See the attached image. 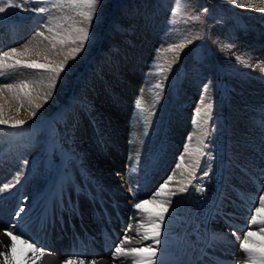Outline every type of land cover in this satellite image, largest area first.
I'll list each match as a JSON object with an SVG mask.
<instances>
[{
	"label": "rangeland",
	"instance_id": "obj_1",
	"mask_svg": "<svg viewBox=\"0 0 264 264\" xmlns=\"http://www.w3.org/2000/svg\"><path fill=\"white\" fill-rule=\"evenodd\" d=\"M20 2L22 7L7 8L5 12L0 13V35L17 21L28 22V32H23L21 37L14 41L17 35L9 29L8 35L1 40L3 43L6 41V45L0 47V55L1 52L22 43L33 32L37 34L43 32L42 36H38L47 44H42L38 53L32 52L31 55L20 56V60L53 67L62 62L65 64L64 71L56 81L55 88H57L49 87L50 80L47 83L49 84L47 93L38 96L42 99L40 107L32 102L30 107L10 108L0 97L3 111L11 110L18 120L22 119L25 122L19 127L0 125V140L10 141L5 143L8 149L22 151L25 147L22 152L12 154V151H8L6 146L0 143V156L9 161L12 167V179L21 186L20 190L28 192L29 190L25 188H35L36 176L41 175L45 179L46 173V185L53 188L59 177L68 176L73 165L84 178L86 177L83 165L79 164V157L72 150L70 138L75 132L72 125L81 118V115L87 116L88 111L83 109L85 103L92 106L98 104V101L103 102L101 93L97 101L83 102L82 96L88 88L87 83L95 87L93 90H99L100 78L112 79L113 71L111 72L110 69L116 65H118L116 70L120 74L129 72L127 68L130 67L120 64L122 58L129 59V63H135L134 70L138 74V83L133 84L135 90L127 97L130 107L119 109L118 112L119 115L122 114V120L127 124L126 129L135 132L140 148L137 151L133 149L134 132L132 131L127 133L124 142L119 140L116 142L117 145L113 146L116 148L118 144H123L125 146L122 150L123 155L130 153L132 158L133 153L142 150L140 152L142 161L135 166L139 171L148 165L146 163L148 161L166 160L161 166L168 169L167 174L163 181H159L156 187L152 188V195L149 198H152L160 185L168 180L173 168H178L186 162V145L189 134L195 129L202 133L201 140L208 141L205 143L203 153L190 168L188 183L182 187L191 186L192 190H196L194 188H208L211 184L208 189L210 196L218 194L217 189L213 188L215 185H219V188L225 185L228 188L227 184L230 185L234 181L235 170L238 171L239 166L243 167L242 162L245 161L243 155H236L239 150L238 145L234 148L227 145L235 142L233 128L229 122L236 119L230 117L228 110L231 109L232 112L231 100L236 99L237 95L240 99L247 95L244 83L250 80L249 76L254 77L251 74L253 69L251 64L259 58L254 59L256 47L246 43L239 45V37L241 34L247 37L250 30L264 29V11L260 10L264 8V0H101L91 24L79 14L88 11L87 7L81 4L73 7L67 0L63 4L60 0H20ZM3 6L0 4V7ZM40 7L46 8V11L40 13L33 10ZM173 9L176 11L174 12ZM49 27L53 31H48ZM78 28L88 30L89 40L85 43L83 51L77 54L72 49L80 46L79 40L76 39L79 36L76 31ZM137 32L143 33L145 37L151 34L155 38L149 40L151 43L147 53L140 56H137L136 52L130 53V48L135 46V40L138 39ZM61 39L64 40L62 44L59 42ZM73 40H76V43H73ZM188 40L191 43H186ZM182 42L185 45L183 48L179 47ZM54 44L55 47H52ZM169 45L176 47L169 50ZM28 69L43 76L54 75L43 69ZM1 75L5 76L6 80L0 79V84L13 83V79L17 78V69H10L5 75ZM153 76L157 79L156 87L148 86L146 90V85H152L155 81ZM256 78L260 81L262 79ZM119 87L117 83L112 91L116 93ZM49 92L52 93L51 96H48ZM158 93L160 99L156 106L151 107L153 112L143 111L145 105L142 96ZM52 105L53 110L46 113L47 107ZM206 105L211 107L206 108ZM245 110L249 112L248 109ZM253 113H248L247 121L254 127L255 135L259 137L257 136V143L254 140L249 142L251 149L247 151L255 152L259 144L264 141V119L256 114L254 118ZM137 116L150 117L157 122H152L154 128L150 125L149 130L145 129L139 133L140 131L134 128ZM81 120L83 121L84 118ZM83 133V138L87 141L90 133L88 134V131ZM239 145L244 147L245 142L241 141ZM91 148L93 149L92 146ZM222 150L225 152L223 153ZM111 153L113 151L109 149L104 160L111 157L109 155ZM97 156L98 159L99 157L102 159L100 155ZM181 157H183L182 161ZM123 160V163L118 165V171L124 175L128 170L129 174L125 175L124 181L136 186L137 183L132 182L134 172L127 168L131 160L129 158ZM256 163L264 164V155L257 158ZM221 165V170L215 172L216 167ZM156 166L157 163L154 164V167ZM123 168H126L125 172ZM33 169L38 170L32 171ZM246 171L252 172L249 169ZM241 173L243 180H237L238 192L248 194L250 191H255L253 187L256 186L257 181L254 180L253 175L244 171ZM259 176V180L264 182V172ZM51 180L54 181L48 182ZM139 186L145 187V184L140 182ZM103 187L107 185L103 184ZM185 193L186 190L178 202L176 196L171 198L176 202L172 208L173 213L179 212ZM253 194L256 199L258 198L257 208L259 197L264 196V184L259 194L255 192ZM199 198V195L193 196L194 201H198ZM259 227L260 225L256 230Z\"/></svg>",
	"mask_w": 264,
	"mask_h": 264
},
{
	"label": "bare ground",
	"instance_id": "obj_2",
	"mask_svg": "<svg viewBox=\"0 0 264 264\" xmlns=\"http://www.w3.org/2000/svg\"><path fill=\"white\" fill-rule=\"evenodd\" d=\"M27 23L26 21L21 23L20 21H17L15 22V24L6 28L5 33L0 35V47L2 45H6V41L3 43L1 42V40L8 35L9 29H12L13 32L17 35V37H15L14 39V41H16V39H19L21 37V34L23 32H28L29 25ZM23 28H25L26 30H24ZM249 32L250 33L247 35V37H244L243 34L240 35L239 45H243V43H246L247 45L251 44L250 46H254L257 49L254 54V59H257V57H259L258 61L255 62L253 60L254 63L251 64L253 65V69L251 68V74H253L254 77L249 76L250 80L244 83V88L247 95H244L245 97L243 96L242 99H240L238 95L235 97L234 94V97L236 99L231 100V105L233 106L232 112L230 111L231 109L228 110V113H230V117H234L236 119L232 122H229L233 128L232 133H234L233 139L235 142L234 144L228 143L227 145L233 148L238 145L239 150H237L236 155L239 156L240 154L244 156L243 158L245 161L242 162L243 167L239 166V172L236 171L237 169L235 170V176L233 175L234 181H232L230 185L227 184V189L225 185L222 188H216L218 192L216 196L208 195V189L209 187H211L210 183V186L208 188H194L196 190H192L190 188L191 186H189L188 188H186L185 197L182 198L183 201L181 203L179 212L173 213L172 208L183 195V192H179L178 189L188 183L190 168L193 167V162L201 156L204 150L205 143L206 141H208L207 139L201 140L202 133H200L198 130L195 129L194 131H191L185 149V155H187L186 162L182 166L179 165L178 168H173V173L170 176L172 177V179L171 181L167 180L168 190L164 195L156 197L158 201L169 208V211L165 214L164 221L161 225L160 244L158 246V253L155 258L156 264H188L197 255L196 253L190 254L193 251L192 247L196 243L199 246H204V243H206L210 244V247L212 248V240L219 247H224L223 244H226L227 246L225 245V247L227 249L231 248L235 251L236 255L229 257V260L232 261L233 264H248L247 255L240 248V239L243 238L244 233L235 232L236 234L233 235V232H226L224 230L218 231L217 228L220 227V225L217 226L215 225V223L211 222L208 218V215H210L213 209V204L216 201H218V203L217 205H215L214 210L216 208L223 209L224 207L235 209V206L239 204L238 201H235L230 197L237 193L233 188H236L237 180H243V176L241 173L242 171L251 173L253 175L252 177L257 181L256 186L260 185V188H262L264 184V182L259 180V175L264 172V164L259 165L256 163L257 158L264 155V141L259 144V148L255 152L247 151L251 149V145L249 142H251L252 140L256 142L259 137L258 135V137L255 135L256 132H254L253 130L254 127L251 126V123H248L247 121L248 113L251 114L252 112H254L253 115L256 114L261 117V119H264V29L261 28L259 31L250 30ZM255 32H258V34H256ZM150 35L151 34H147L145 37L143 33L139 32L137 35L138 37L135 36L138 39L135 40V46L130 48V53L133 54L134 52H136L137 56L146 54L149 50L148 46L151 43V41L149 40L155 39L153 35ZM147 37H149V39H145ZM42 44H47V42H42L37 32H33L31 35L26 37V39L22 43H19V45L13 46L4 52L10 51L11 49H16L17 52L21 54L14 56L12 59L20 60V56H24L25 54L31 55L32 52L34 53L38 50H41L40 47ZM25 45L28 46L27 50L25 49ZM259 49L260 51L258 52ZM122 60L123 61L120 62V64L126 67H130L127 69L131 74H129V72L120 74L116 70V66H118L116 65L115 67L110 69L111 72L113 71V75L111 74L112 79H109L107 77L100 78L101 86L99 90H93V88L95 87L91 83H87L88 88L85 89L86 91L82 96L83 102H86L85 100L97 101V97H100L98 96L99 93L102 94L101 99L103 100V102L98 101V104H94L92 106L85 105V103L83 105V107L85 108L83 109H86L88 111L87 116L81 115V118H78V120L76 119L77 121L72 125L75 129V132L71 134L70 138L73 146L72 150H74L79 157V164H81V166L83 165L82 167L85 171V176L88 178H84V176H82L73 165V169L72 171H69L68 176L63 175L62 177H59L56 180L53 188L46 185V181L45 179H43V177H41V175H37L35 188H25L29 191L24 192L19 189L21 188V186L18 183L14 182V179H12L11 165H8L6 170H1V173H4L5 176L3 181L0 179V197L7 198L9 204L6 213V222L0 217V252H6L8 250V246H10V244L12 243L10 237L6 235L7 229L14 227L17 232L24 233L26 237H30L32 231L35 234L36 229L34 228L35 226H33V224L36 225L41 214L43 212H46L52 204L57 202L58 194H65L69 197V200L75 198V196L78 195L80 196V203L86 205L87 200L85 196L87 195L83 194V192H85L86 194L91 193L95 196H97V192H107L104 193V199H108L110 197V194L112 195L114 193L113 195H119L117 197L120 203H122L127 209L130 208V204L134 206L135 203H138L142 200H151L153 198H149L148 192L144 187H140V182L138 183L137 181L139 168L135 166L137 163L142 161L140 154L142 150L133 153L132 158L130 153H126L125 156L123 155L122 150L125 147L123 144H118L116 148L113 146L114 144L117 145L116 142L119 140L124 142L129 131L134 132L132 129H126L127 124H125L124 120H122V114L119 115L118 110H124L130 107L127 103V97L135 90L133 84L138 83V74L134 70V62L129 63V59L126 58H122ZM16 69L17 78L13 79V83H7L13 85V87L11 89L0 88V97L7 103L10 108H13V106H20L22 108L27 106L30 107L32 105V102H35L39 105L42 99L40 97L38 98V96H42V93H47L49 85H47V83L51 80V76H43L41 74L34 73V71L32 72L25 67H17ZM9 70L10 69H0V79L6 80L5 76L1 74L5 75ZM153 74L155 75V73ZM256 77H259L260 79L262 78L261 81ZM153 78L155 81L152 85H146V90L148 86H150V88L156 87L155 82L157 79L155 78V76H153ZM124 80H127L128 82L126 81L122 83V81ZM117 83L120 87L118 91L114 93L112 90L113 88H115ZM80 87L83 88L82 85ZM143 96L142 100L145 105L143 111L152 110L151 107L156 106L158 100L160 99L159 93L157 95L151 94L147 96L145 94V96ZM246 96H249V98H247ZM16 97H19V99H16ZM86 97H88L89 99ZM160 97L162 98V94L160 95ZM245 98L247 99L245 100ZM245 109H248L249 112ZM52 110L53 105L47 107L45 112L50 113V111ZM256 115L254 116V118H256ZM3 118L10 121L18 120V118L11 110L3 111ZM83 118L84 120L82 121L81 119ZM152 122L156 123L157 120L146 116L141 118L137 116L136 121L134 122V128L135 130L140 131L139 133H142V131L148 129L150 125L152 128H154ZM84 131H88V134L90 133V138L87 141L84 140L82 135ZM93 137H96V139H94ZM132 140L133 149L137 151L140 148V145L137 144L135 132ZM241 141L245 142L244 147L239 145ZM201 142L203 145H201ZM91 146L94 150H96L97 153L91 148ZM104 148L106 150H104ZM109 149L112 150L113 153L109 154L111 157H107L104 160L106 155H108L107 152ZM222 151L223 153L225 152V150ZM247 152L249 153L247 154ZM97 155H100L102 159L100 157L98 159ZM236 155L234 157H236ZM125 158H129V160H131V162L128 163L127 168L134 172V178L132 182H134V184L137 183V187L132 183L127 184L124 181L125 175L129 174L128 170L124 175L118 171V165L123 163V159ZM231 158L232 157H230V159ZM233 160L234 159H232V162L234 163ZM254 163L256 165H254ZM252 166L257 168L254 169ZM221 167L222 165L217 166L214 171H220ZM248 169L252 172L246 171ZM91 179H94L95 182H93L94 180ZM100 182L107 185L109 189L104 188L103 184H99ZM6 185H11V187L5 188ZM55 186L57 188H54ZM133 186H135V188H133ZM113 189L115 190V192L112 191ZM173 192H175L176 194L173 195ZM230 192L232 194H230ZM244 192L246 191L244 190ZM195 194L200 196L198 201L193 200V196ZM252 195L253 192L250 191L248 193V196L250 197L249 199H254ZM19 196H22V199L19 198ZM174 196H176V202L174 200H171V198ZM129 198L130 202L128 201ZM260 206L261 204L259 197L257 207ZM148 207L153 208L154 205L149 204ZM208 209L209 214H207ZM254 209L255 207H253V214L255 213ZM126 217L128 219V231L126 232L132 239L130 243L125 245V247L131 248L148 245H152L155 247L156 245H154L152 240L143 239V228L140 229V235H137V227L142 222L145 224L148 223L147 215L134 208V211L129 212ZM156 222L160 223V221L158 220ZM129 225L132 226L130 231ZM82 227L89 229L86 226ZM253 227L258 228V224L255 226L251 224L250 228ZM210 228L213 232L212 234H208L207 232V230H209ZM124 235L122 236V238H119L116 243H114V248H112V250H110L108 254L107 249L104 247V241L99 239L96 235L92 237H77V239L75 240V245L81 243L83 245V248L85 249V252L81 257L69 256L68 253L62 254L59 250L52 249V245L47 246L45 239L40 240V238L35 237V241L37 243H40L39 241H43L42 246L44 248L45 254L42 257H39V255L37 254L36 258L32 257V254H29L28 264H33V259L35 260V264H67V262L70 260L83 261L84 264H134L135 258L130 255H119L115 260L113 259L115 247L120 244L121 240H123L124 238ZM221 237L226 238V240L220 242ZM237 237H239L240 239H238ZM21 247L22 246L17 243L18 251ZM212 257H215L214 253L212 254ZM0 264H4L3 256H0ZM136 264H139V262L136 261Z\"/></svg>",
	"mask_w": 264,
	"mask_h": 264
},
{
	"label": "snow or ice",
	"instance_id": "obj_3",
	"mask_svg": "<svg viewBox=\"0 0 264 264\" xmlns=\"http://www.w3.org/2000/svg\"><path fill=\"white\" fill-rule=\"evenodd\" d=\"M61 4L65 2V0H60ZM67 2L75 7L77 4H81L87 7V12L79 13L84 17L85 20L91 24L93 20V16L97 11V6L101 2V0H67ZM0 4H3V7H0V13L6 11L7 8L12 7H22L20 0H0ZM34 11L43 13L46 11V8L40 7L33 9ZM264 11V8L260 9ZM175 12L176 9H173ZM198 18V17H196ZM48 31H53L51 27L47 29ZM76 31L79 33L77 40H79V47L72 49L74 53H80L85 43L89 40V33L86 28H78ZM38 35H43V32L38 33ZM55 38V37H54ZM61 44L64 43V40L61 39L59 41ZM76 43V40L72 41ZM186 43H191L190 40L186 41ZM184 42H182L179 47L183 48ZM27 45H25V49L27 50ZM55 47V45H53ZM176 45H169V50H171ZM16 49H11L10 51L3 52L0 55V69H15L17 67H25L31 69H43L47 70L54 75L51 76V84L50 88L54 89L56 85V81L60 76V73L64 71L65 64L60 63L57 66L53 67L48 64L41 63H25L19 59L13 60L14 56L20 55ZM160 86V85H157ZM13 85L11 84H3L0 85V88L11 89ZM207 87V85H205ZM23 91V89H22ZM52 93L49 92L48 96H51ZM19 99V97H16ZM139 103V102H138ZM40 107V105H37ZM210 105H206V108H210ZM25 122L22 120L10 121L8 119L3 118V107L0 106V125H10L11 127H19L22 126ZM183 157H181V161ZM206 174V173H205ZM172 177L168 178V181H171ZM168 181L164 184L160 185L158 191L154 194L151 200L145 199L138 203L134 204V208L142 213H145L148 218V223H141L137 227V235H140V229H144L143 239L144 240H152L155 247L152 245L148 246H138L126 248L125 245L130 243L131 237L127 234L124 235L123 240H121L120 244L115 247V252L113 253V259L115 260L119 255H130L135 258L134 264L136 261L139 264H156V256L158 253V246L160 244V236H161V225L164 221L165 214L169 211V208L158 201L156 199L157 196L164 195L168 190ZM11 187V185H6L5 188ZM186 187H181L178 189L179 192H184ZM173 195L176 193L173 192ZM154 205L153 208H149L148 205ZM260 207L255 209V213L252 214L251 220L249 223L260 225L257 231L249 230L244 232L243 238L240 239V248L247 255L248 264H264V196H260ZM160 221L157 223L156 221ZM131 225H129V231L131 230ZM236 233L233 232V235ZM6 235H8L12 241L10 246H8V250L6 252H0V256L4 258V264H28L29 254H32V257L36 258L37 254L39 257H42L45 254L44 248L42 246H37V242L32 240L30 237H26L24 233L17 232V230L13 228H9L6 230ZM17 243H19L22 247L17 250ZM33 264H35V260L33 259ZM67 264H84L83 261H68Z\"/></svg>",
	"mask_w": 264,
	"mask_h": 264
}]
</instances>
